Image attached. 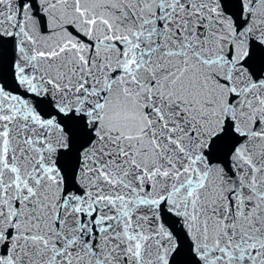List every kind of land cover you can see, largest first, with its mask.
<instances>
[{
	"label": "snow or ice",
	"instance_id": "snow-or-ice-1",
	"mask_svg": "<svg viewBox=\"0 0 264 264\" xmlns=\"http://www.w3.org/2000/svg\"><path fill=\"white\" fill-rule=\"evenodd\" d=\"M0 264H264V0H0Z\"/></svg>",
	"mask_w": 264,
	"mask_h": 264
}]
</instances>
